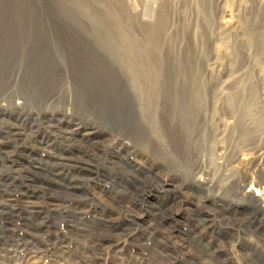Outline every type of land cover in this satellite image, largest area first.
<instances>
[{
    "label": "rangeland",
    "instance_id": "1",
    "mask_svg": "<svg viewBox=\"0 0 264 264\" xmlns=\"http://www.w3.org/2000/svg\"><path fill=\"white\" fill-rule=\"evenodd\" d=\"M257 47L264 0H0V264H264Z\"/></svg>",
    "mask_w": 264,
    "mask_h": 264
},
{
    "label": "bare ground",
    "instance_id": "2",
    "mask_svg": "<svg viewBox=\"0 0 264 264\" xmlns=\"http://www.w3.org/2000/svg\"><path fill=\"white\" fill-rule=\"evenodd\" d=\"M257 50H258V47H257V49H255V55H254L253 61H254V64L256 65V67L257 68L259 67L258 72L253 71L254 67L253 68L251 67L247 72V77H248L249 83L251 84L250 88L253 89V91L255 93V98L252 100V102H250V107H251V109L260 108L261 110H263L264 109V93H263L264 92V65H263L264 63L262 61L263 58L261 59V57L259 55H257L258 54ZM254 72L256 74H254ZM228 99L230 100V102L232 104H235V102L237 100L235 97V93L233 92L232 88H230V91L228 93ZM230 119H231V117H230ZM232 119H234V118L232 117ZM233 131H234V129H233Z\"/></svg>",
    "mask_w": 264,
    "mask_h": 264
}]
</instances>
